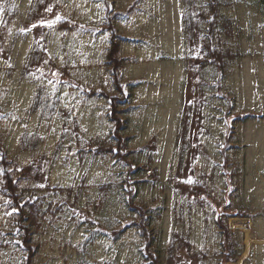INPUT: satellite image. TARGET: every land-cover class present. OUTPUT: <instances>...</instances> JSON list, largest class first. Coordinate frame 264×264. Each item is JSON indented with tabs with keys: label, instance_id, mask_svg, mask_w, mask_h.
<instances>
[{
	"label": "rangeland",
	"instance_id": "obj_1",
	"mask_svg": "<svg viewBox=\"0 0 264 264\" xmlns=\"http://www.w3.org/2000/svg\"><path fill=\"white\" fill-rule=\"evenodd\" d=\"M225 1L221 12L233 30L217 26L218 47L237 56L224 57L223 75L211 55L218 45L209 41L211 24L197 18V6L190 28L183 0H0V132L20 162H46L30 183L45 195L35 237L41 264H149L132 225L130 189L150 208L164 253L179 232L195 248L178 242L177 264H217L199 257L221 247L214 208L197 205L182 184L206 171L226 189V148L243 169L242 198L254 209L230 218L245 250L226 264H264V0ZM116 13L126 38L121 107L134 167L89 149L97 139L110 142L114 126L98 92L115 91L106 65L110 32L102 26ZM62 17L80 28H57ZM46 177L66 189H42ZM13 213L0 193V264H24Z\"/></svg>",
	"mask_w": 264,
	"mask_h": 264
},
{
	"label": "trees",
	"instance_id": "obj_2",
	"mask_svg": "<svg viewBox=\"0 0 264 264\" xmlns=\"http://www.w3.org/2000/svg\"><path fill=\"white\" fill-rule=\"evenodd\" d=\"M185 4V12L183 18L190 28L194 27V12L195 7L200 6V10L197 12L198 19L204 21L205 24H211L209 31L211 33L209 41L214 43L215 37L217 38V46L214 49V53L211 54L218 61V66L221 73L226 74L228 68L226 67L225 56L230 60L237 56L230 49L223 52L221 46V40L218 38L221 34L217 31V26L223 24L228 29V32L232 34V22L230 19L225 18L221 12V7L226 2L225 0H207L204 5L198 3L196 0H183ZM133 10V7L129 9ZM117 15H108L107 21L103 24V29L110 32V42L107 50L106 65L111 71L113 84L115 87L114 92L106 91L102 89L98 94L107 96L109 100V118L113 122L114 126L110 134V142L104 139H97L94 145H90L89 149L99 154H111L113 158L123 160L131 167H134L133 161L130 158L132 149L130 147V137L125 134L128 120L124 116V109L121 107V103L125 98V81L123 79V70L127 63L126 57L122 54V45L126 40L122 32L117 25ZM55 26L60 29H69L74 25L73 30L80 28V24L73 21V18L62 17L55 22ZM191 33L189 32L190 36ZM202 43L206 44V36L201 37ZM209 44V43H207ZM223 49V50H222ZM191 59L194 56L190 55ZM208 59H211L208 57ZM202 65H209L204 63ZM214 64V63H213ZM251 115H246L240 119H244ZM231 136V134H228ZM225 149L224 156V175L226 176V182L228 187L220 190L217 187L215 174H209L206 171L200 173L199 178H195L192 181L183 182V188L188 190V195L192 198V201L197 205L207 206L212 205L215 212V226L221 236V247L217 250L204 248L199 251L200 259L207 260L208 262H216L217 264H226L227 262L237 261L244 253L245 241L244 233L241 230L232 229L229 220L232 216H252L254 209L251 204L242 198L244 189V172L243 169H237L235 159ZM45 165L40 157L34 158L27 163H22L19 159L11 155L6 148L5 135L0 132V165L2 171V178L0 179V193L4 199L9 203L13 213V224L16 228L18 239L20 244L25 250L24 264H41L39 261V253L41 249L40 243L35 239L36 234L41 229V219L45 217L47 210L44 209L45 195L33 193L30 190V183L33 181H39L41 165ZM42 189L46 191L58 190L64 191L66 188L60 185L53 184L50 177H46L42 184ZM235 193H237L235 195ZM236 197H235V196ZM128 204L132 211L136 213L132 225L139 228L142 235V252L144 259L149 264H177L176 244L179 242L187 247L191 252L194 250L193 243L189 238H186L183 234L175 232L172 243L167 249L166 253L160 248V234L156 225L152 223L150 216V208L139 202L136 199L135 194L130 189L128 192ZM104 204V194L99 198V205ZM53 203L49 205L51 211ZM221 258V259H219ZM181 264H185L182 262Z\"/></svg>",
	"mask_w": 264,
	"mask_h": 264
}]
</instances>
